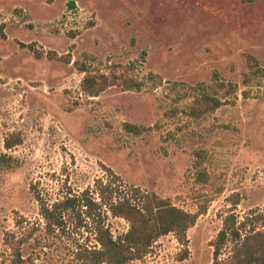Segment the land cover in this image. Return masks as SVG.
Masks as SVG:
<instances>
[{
	"label": "rangeland",
	"instance_id": "rangeland-1",
	"mask_svg": "<svg viewBox=\"0 0 264 264\" xmlns=\"http://www.w3.org/2000/svg\"><path fill=\"white\" fill-rule=\"evenodd\" d=\"M70 1L76 24L67 22ZM52 52L119 77L128 67L144 86L91 97L84 74ZM248 54L264 67V0H0V264L11 263L5 232L20 233L22 216L42 221L31 185L55 201L113 179L106 167L124 192L139 187L192 212L213 200L188 231L187 259L171 233L128 264H212L224 217L264 208V77L249 75ZM204 93L226 104L193 118ZM17 135L22 143L7 149ZM203 170L207 184L197 180ZM106 225L115 238L130 227L110 212ZM83 240L97 245L90 232ZM44 242L24 248L25 264H85L67 240Z\"/></svg>",
	"mask_w": 264,
	"mask_h": 264
},
{
	"label": "trees",
	"instance_id": "trees-1",
	"mask_svg": "<svg viewBox=\"0 0 264 264\" xmlns=\"http://www.w3.org/2000/svg\"><path fill=\"white\" fill-rule=\"evenodd\" d=\"M69 7H75V2L70 1ZM75 34V33H72ZM5 35V34H4ZM75 37V36H74ZM73 37V38H74ZM23 47L32 45L23 44ZM38 58L43 54L36 52ZM51 60L73 63L78 72L84 74L82 89L91 97H98L101 93L113 86L124 90H141L144 83L135 77H129L127 71L119 77L113 70L111 74L102 73L87 64L75 60L71 53L58 55L49 53ZM249 75L264 77V67L251 54L246 56ZM114 69L115 67H110ZM116 68H124L118 65ZM226 103L218 97L204 93L194 100L189 107L188 114L196 119L208 113L215 112ZM125 129L135 134H141L142 128L125 123ZM21 135L8 137L5 141L7 149L22 143ZM3 156L0 154V158ZM4 158V157H3ZM197 167L199 164L197 163ZM112 174L111 180L97 181L96 188H87L83 191L71 189L55 201H50L37 190L36 185H31L35 199L40 205L42 221H30L27 217H20L17 225L20 233L6 231L3 245L10 251V264H25L32 260L26 257L24 248L40 247L45 249L44 240L55 237L70 244L69 251L76 260L85 264H128L131 261L142 259L151 247L162 237L173 233L185 249L180 253L179 260L183 261L190 255L188 231L194 227L201 215L208 212L207 202L198 205L195 212L185 210L173 204L169 199L162 198L155 193L143 192L139 187L124 192L117 183L120 176L106 167ZM199 182L209 183L210 179L205 170L200 171L197 179ZM224 190L220 187L218 194ZM98 195V197L96 196ZM233 207L240 204L238 194L229 198ZM233 211V210H232ZM224 217V226L217 237L211 241L214 249L212 264H264V208L253 211L251 217L239 220L234 212ZM128 221L129 230L124 235L115 238L110 228L106 225L108 213ZM42 232L44 238L37 234ZM91 233L97 242L90 246L85 240L80 241L84 234ZM231 244V246H230ZM230 247L226 257L224 251Z\"/></svg>",
	"mask_w": 264,
	"mask_h": 264
},
{
	"label": "built area",
	"instance_id": "built-area-1",
	"mask_svg": "<svg viewBox=\"0 0 264 264\" xmlns=\"http://www.w3.org/2000/svg\"><path fill=\"white\" fill-rule=\"evenodd\" d=\"M76 9H77V7L75 6V7H70V10L71 11H69L68 13H66L67 15V22L68 23H70V24H76V19H75V17H74V15H73V13L76 11Z\"/></svg>",
	"mask_w": 264,
	"mask_h": 264
}]
</instances>
